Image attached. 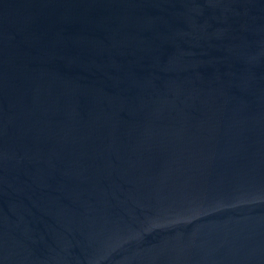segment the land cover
<instances>
[{"label": "water", "instance_id": "95a60500", "mask_svg": "<svg viewBox=\"0 0 264 264\" xmlns=\"http://www.w3.org/2000/svg\"><path fill=\"white\" fill-rule=\"evenodd\" d=\"M0 264H264V0H0Z\"/></svg>", "mask_w": 264, "mask_h": 264}]
</instances>
